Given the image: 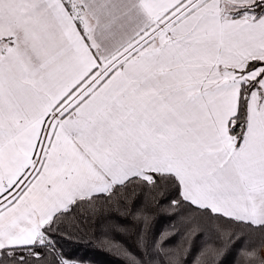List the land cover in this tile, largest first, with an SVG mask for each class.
Returning <instances> with one entry per match:
<instances>
[{
  "label": "snow or ice",
  "instance_id": "6c2138e0",
  "mask_svg": "<svg viewBox=\"0 0 264 264\" xmlns=\"http://www.w3.org/2000/svg\"><path fill=\"white\" fill-rule=\"evenodd\" d=\"M89 229L264 264V0H0V264H91Z\"/></svg>",
  "mask_w": 264,
  "mask_h": 264
},
{
  "label": "trees",
  "instance_id": "16d2710c",
  "mask_svg": "<svg viewBox=\"0 0 264 264\" xmlns=\"http://www.w3.org/2000/svg\"><path fill=\"white\" fill-rule=\"evenodd\" d=\"M163 226L164 222L161 221L156 225V228L159 230ZM69 230L72 231L71 229ZM98 235V232L94 235L91 229L75 232L72 237L66 238L62 243L66 250L74 252L78 256H87V258L91 260V264H123L120 253L116 252L115 249L102 250L101 247L98 246V241L96 239ZM119 239L133 251L136 250V234L129 233L119 237ZM200 244V239L197 238L194 240L193 256H195Z\"/></svg>",
  "mask_w": 264,
  "mask_h": 264
}]
</instances>
